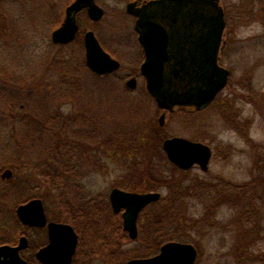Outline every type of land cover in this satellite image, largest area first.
I'll return each mask as SVG.
<instances>
[{
    "label": "rangeland",
    "instance_id": "1",
    "mask_svg": "<svg viewBox=\"0 0 264 264\" xmlns=\"http://www.w3.org/2000/svg\"><path fill=\"white\" fill-rule=\"evenodd\" d=\"M65 2L66 0H0V72L15 86L19 83L12 80L13 77L19 81V78L28 75L35 77L41 74L46 68V62H51L54 54L60 50L69 56H67L69 60L84 62L81 37L62 48L54 45L50 38L54 24L57 23L56 20L63 16ZM98 2L104 8V16L99 21L93 22L84 12H80L77 14L80 30L91 29L101 37L127 34L130 31L127 20L122 21V18L118 21L111 20L113 14H122L120 10L125 6V0H98ZM220 2L230 21L225 29L228 40L224 50L225 56L233 53L231 50L234 49V55L242 53L246 57L245 61L243 58L239 65L233 67V76L223 91L221 99L224 100L228 96L225 100H229L227 102L230 103L229 108L241 114L243 119L245 118L246 139L223 124L221 116L216 114L213 121L215 124L213 132L216 138L214 143L217 145L222 142L230 146L223 156V153L219 155L218 152L212 158L211 174L203 173L199 169L183 174L185 187L190 183H202L216 188V203L210 205L215 211L211 210L208 218V215L202 211L204 206L209 207L208 198L191 197L188 199L190 208L182 210L179 222L184 225V237L198 241L203 239V243L209 246V252H207L220 256L231 254L226 246L233 244L236 238H244L242 233L245 228L254 229V239L248 238L250 241H247L245 254L248 262L246 264H260L258 260L264 254V33H261L258 22L239 23V19L235 17L239 16L241 6L257 8L259 4L257 0H220ZM223 61L228 62L226 59ZM74 66L76 64L63 67L69 70L67 72L72 78L67 79L69 82L66 79L60 81L61 87H53L51 93L56 91L54 93L56 98H60V94L63 93L64 96L61 97L63 101L58 104L63 116L80 117V113L83 112L85 115L94 117L91 124H99L97 138L94 142H89L93 146L91 149L86 148V152L88 154L93 152L95 159L98 150L96 146H102L99 165L88 164L84 168L83 175L73 178L72 182L80 184V188L75 192L84 196L85 199H95L107 198L112 187L149 188L152 184L149 178L150 165L158 164L163 160L158 148L159 139L181 134L190 136L193 132L182 129L176 111L171 117H165L162 126L159 125L160 114L154 101L149 98H114V95L120 92L117 90L118 85L111 79L94 78L85 67L77 70ZM241 69L247 73L246 84L242 85L238 80ZM55 72L51 69L47 75L55 74ZM122 73L123 71H120L118 74ZM20 89L23 94L24 90ZM130 94L137 95L140 91L136 90ZM22 96L29 98L24 94ZM52 103L53 100L49 103L50 107L56 106V103ZM5 116L7 117L6 114ZM115 128L123 130L129 136L134 135L138 143L136 145L121 143L120 146L105 145L106 133L112 132ZM1 129L0 163L15 159L14 155L26 160L32 155L39 154L38 149L42 145L35 147L33 144L22 141L12 130L7 119ZM81 145L79 144L76 148H80ZM137 149L141 152H134ZM82 153L76 151L69 156V164L75 167V170H80L78 165L82 162L77 156ZM50 161L55 164L52 158ZM5 168L11 169L5 166L0 173ZM8 180L15 185H20L19 196L41 198L47 216L49 218L55 216L57 208L54 196L58 191L47 187L48 181L40 171H22L13 174ZM237 185H243L244 192L241 193ZM160 191L162 194L166 192L165 189ZM244 202L253 212L248 215L242 231H229L228 224L234 222L235 216L237 217L241 210L246 212L247 207L245 208ZM206 223L216 224V227L210 229ZM20 224V232L29 240L32 239L37 243L45 241L44 230L34 229L21 222ZM197 225L202 226L203 236L200 235ZM122 248L129 251L130 256L135 254L141 256L145 252L153 251L148 250L146 245L144 247L140 241L132 240L125 242ZM31 251L30 248L23 250L24 256H28Z\"/></svg>",
    "mask_w": 264,
    "mask_h": 264
},
{
    "label": "trees",
    "instance_id": "2",
    "mask_svg": "<svg viewBox=\"0 0 264 264\" xmlns=\"http://www.w3.org/2000/svg\"><path fill=\"white\" fill-rule=\"evenodd\" d=\"M70 1L66 0L63 5ZM56 21L55 26L59 24L60 19ZM80 37L81 33H78L76 39ZM58 47L62 48L64 46ZM67 56L66 53L60 50L54 54L51 62H46V68L41 74L35 77L28 75V78H19V81L13 77L12 80L19 83L16 86L11 80L8 81L3 77L0 72V131L7 119L12 130L22 141L33 144L35 147L42 145L38 149V155H29L31 157L26 160L14 155L15 159L0 163V170L5 166H9L13 170V174L22 171H40L41 175L48 181L47 187L49 189L55 188L58 191L54 196L57 208L56 214L50 219L70 223L79 235L77 251L71 264H85L83 256H85L87 248V252L100 255L103 259L102 264H125L129 258L140 255L130 256V252L122 248V245L129 241V238L122 230L121 217L111 212L107 198L85 199L84 196L75 192L80 188V184L72 181L73 178L78 176L75 173L70 175L71 170H75V167L69 164V156L72 155V152L86 151L85 148L80 147L77 149L76 147L79 144L94 142L97 138L99 124H91L94 117L85 115L83 112L80 113V117L74 115L63 116L60 111L61 107L58 105L63 101V98H61L64 96L63 93H59L60 98H56V95H54L56 91L53 94L51 93L53 87H61L60 81L72 78L71 74L67 72L69 70L63 67L68 64H76L74 68L78 70L84 65V62L75 59L69 60V56ZM51 69L56 71L55 74L50 73L47 75ZM20 88L24 90L23 94L29 98L22 96ZM149 99L153 101L152 98ZM52 100L53 103H56L54 107L49 105ZM173 114L175 112H167V118ZM67 129H69V132H67ZM162 140L159 139L158 148L163 160L158 164L150 165L149 178L152 184L144 190H156L163 186L166 192L161 195L159 200L149 204L141 213L138 222V241L144 247L146 245L148 250H153L152 252H145L141 256H147L157 249L162 237L160 224L164 221V218L166 217L168 222H179L181 212L186 208V204L181 202L184 195L181 194L182 188L178 185L177 167L169 162L165 156L162 150ZM137 141L134 135L130 134L129 136L123 130L115 128L112 132L106 133L104 144L120 146L121 143L131 145L135 143L134 145H136ZM136 151L141 152L138 149L134 152ZM53 152L55 153L53 154ZM51 158L55 164L50 161ZM77 158L82 159L80 155ZM80 166L78 165V168ZM70 176L73 177L70 178ZM19 186L11 180L4 181L0 179V245L3 243L14 244L19 235L22 234L19 230L21 224L16 216L15 209L18 204L26 202L33 196H19L21 192ZM127 189L138 190L135 187ZM189 190L192 191L193 189L189 188ZM41 244V242L37 243L32 239L29 240L31 250L36 249ZM87 255L90 256V254ZM25 258L28 264H42L35 258L34 252ZM88 264H90V261H88Z\"/></svg>",
    "mask_w": 264,
    "mask_h": 264
},
{
    "label": "water",
    "instance_id": "3",
    "mask_svg": "<svg viewBox=\"0 0 264 264\" xmlns=\"http://www.w3.org/2000/svg\"><path fill=\"white\" fill-rule=\"evenodd\" d=\"M172 11H167L166 5L163 17L177 24L179 15L187 16L188 26L199 24L200 38V66L196 70L157 68L165 63L163 48L156 49V44L148 41H166L167 34L163 27L149 22L150 14L136 12L129 3L128 13L138 16L136 30L139 41L145 49L146 59L141 72L146 80L148 93L159 109L163 112L158 118L159 125L164 123L166 110L187 105L202 109L207 106L215 95L226 85L228 71L218 64V52L222 34L225 28L223 7L220 0H173ZM187 10H184L186 9ZM86 9L87 16L92 21L100 20L104 9L95 0H72L65 8L61 24L52 30L51 41L54 44L66 45L72 42L78 31L77 13ZM181 12V13H180ZM85 49V63L87 67L97 73L111 72L119 67V62L113 59L100 45L93 30H87L83 36ZM162 45L160 44V47ZM163 52V53H162ZM163 57V58H161ZM127 85L133 87L130 79ZM162 149L168 160L183 169L198 164L202 170L208 168L211 150L208 145L191 141L179 136L163 139ZM13 171L5 168L0 173L2 180L12 177ZM159 191H127L114 187L109 192V201L114 212L122 211V225L131 239L137 237V217L148 204L160 198ZM18 220L27 226L46 228L48 242L35 253L36 259L42 264H70L77 244V234L71 224L61 221L48 220L44 203L39 197H33L16 207ZM28 247V238L21 234L16 244L3 243L0 245V264H28L22 257L21 251ZM181 256L180 264H192L195 249L191 244L168 242L161 246L160 251L149 257H133L125 264H166L172 253Z\"/></svg>",
    "mask_w": 264,
    "mask_h": 264
},
{
    "label": "flooded vegetation",
    "instance_id": "4",
    "mask_svg": "<svg viewBox=\"0 0 264 264\" xmlns=\"http://www.w3.org/2000/svg\"><path fill=\"white\" fill-rule=\"evenodd\" d=\"M95 1L99 5L98 0H95ZM172 1L173 0H125V6L120 10V12H122V14L121 15L119 13L113 14L111 16V20L112 21H118V20H121V18H122V21L127 20L128 24H129L130 31L125 35L123 33H120L118 35L112 34V35H108V36L105 35L103 37H101L99 34H96L94 32L95 36L98 39L102 48L107 53H109V55L113 59H115L119 62V67L117 69H115L111 72L103 73V74H97V73L91 71L85 63V49H84L83 36L87 30L81 31L80 25L77 21L78 31L75 35L74 40L76 39L77 34L81 33L83 54H84V56H83L84 57V63H83L84 65H82V67H85L86 69H88L89 73L94 78L111 79L115 84H117L118 85L117 90L120 93L114 95V98H153L148 93V90L146 87V80H145L144 75L141 72L142 65L146 59V55H145V49L139 41V33L135 27L138 16L136 14L128 13L126 11V6L129 3H131L133 5L132 8L134 11H136V12L140 11L142 13L145 12V14L146 13L150 14V16H148L149 22H151L153 25H156L158 27H163L166 31L168 38L166 39L165 42L162 40L161 41H157V40L148 41L151 44H156V49L162 50L163 43L165 45L164 51H163L164 52L163 57H164L165 63H162L161 66L157 65L156 66L157 68H162L165 70H171V69L196 70L200 66V60L204 59V57L200 56V38H199V30H198L199 24L193 23L191 27L188 26L189 25L188 18H187V16L183 17V15L178 16L179 20H178L176 25L171 23L172 21L167 19L166 17L164 18L163 14H162V12L164 10V5H166V7H167V4L170 3V5L173 7ZM193 1L194 0H192V2ZM257 1L259 2V4H257V8L250 9V8H247V6H244V7L241 6L239 9V12H240L239 16H235V17L237 19H239L238 20L239 23H241V22L247 23L249 21L258 22L260 25L261 33H264V0H257ZM69 3H67L63 8V16L60 19L59 24L57 26H55L52 30H54L55 28H57L61 24V22L64 18L65 8ZM220 4H221V2H220ZM171 6L167 7V11H170V13L172 11ZM184 10H187V8ZM80 12H84L87 15L86 9H83ZM223 12H224V19H225V28H224V31L222 34L220 48H219V52H218V64L220 66L226 68L228 71L226 85L215 95V97L211 100V102L202 109H196L194 106L182 105V106L174 107L172 110L164 111L165 112L164 121H165V117H167V112L176 111L177 117L179 119V122L181 123L182 129L183 130H191L193 132L192 135H190V136H188L186 134L175 135V136L183 137V138H186V139L191 140V141L204 143V144L208 145L210 150H211V155H210L209 162H208V168L206 170H202L198 164H193L188 169L180 168L179 166L174 164L177 167V171H178L177 172L178 173L177 174L178 175V181H179L178 185L182 188L181 194L184 195V199H181L182 204H186V208L188 209V208H190V205H191L190 202L188 201L189 198H191V197L198 198V199L208 198L209 207L204 206V208L202 209L203 213H206L207 215L208 214L210 215L211 210L215 211V209H212L211 206H212V203H216L215 202V196H216V192H217L216 188L211 186V185H205L202 183H197V184H193V183L191 184L190 183L185 187L184 186V180L185 179L183 178V174L188 173L193 169H199L203 173L211 174L210 162H211L212 158L215 157L218 152H219V155H220V153H223L222 154V156H223L225 150H227L228 147L230 146V145H226L222 142H219L220 145L219 144L216 145V143H214V140L216 138H215V134L213 132V128L215 125L213 121L215 119L216 114H219L221 116L222 120L224 121L223 124L227 125L228 127L233 129L234 131H237L240 134V136L244 137L245 139H246V129H247V123L245 121V118L243 119L241 114H239V113L237 114L236 112H234L233 110H231L229 108L230 103H227V102H229V100H225L226 98H228V96H226L224 100L221 99L222 98L221 95H222L223 91L229 85L230 79L233 76V67H235V65L236 66L239 65L240 64L239 62L242 61L243 58L245 61V58H246L242 55V53L239 54L240 56L236 55V54L234 55V52H235L234 49L231 50V51H233V53H230L227 56H225L226 54L224 53V50L226 49L225 46L228 44L225 29L227 28L228 23L230 21L226 17L224 7H223ZM79 13H77V14H79ZM104 13H105V11H104ZM76 19H77V16H76ZM93 22H96V21H93ZM88 30H91V29H88ZM68 44H70V43H68ZM68 44H66V45H68ZM160 44L162 45L161 47H160ZM54 45L66 46V45H62V44H54ZM163 57H161V58H163ZM225 59L228 61L227 63H225L223 61ZM232 64L234 66H232ZM243 65H244V62H243ZM120 71H123V73L118 74ZM246 78H247V73L245 72L244 69H241V73L238 77L239 84H241V85L246 84L245 83ZM130 79L133 80V87H130L127 85V82ZM136 90H139L140 94H137V95L130 94ZM221 101H224V102H221ZM158 110H159V114H161L163 112L162 109L158 108ZM126 145H129V144H126ZM92 146L93 145H91L89 143H85V144L81 145V147H84L85 149L86 148L91 149ZM96 149H98V150L96 151V158L95 159L93 158V156H94L93 152L88 154V152L85 151L82 154H80V156L82 158L81 159L82 163L80 164L81 166L79 168L80 170H71L70 175H72V173H75L77 176L80 177L85 172L84 168L88 164L92 165L93 163H96V165L98 166L99 162L101 160V158H100L101 152L100 151H102V146L97 145ZM164 154H165V152H164ZM165 156H166V154H165ZM72 177L70 176V178H72ZM242 186L237 185V187L240 188L239 190L241 191V193L244 192L242 189ZM112 188H114V187H112ZM118 188L123 189V190H127V191H133V190H128L127 188H124V187H118ZM189 188L193 189L192 192L189 190ZM161 189H164V187L161 186L156 190H149V191H159L161 193V191H160ZM135 191L146 192L147 190L138 189ZM161 195H162V193H161ZM161 195H160V197H161ZM230 196H232V195H230ZM107 200L109 201V193L107 195ZM244 204H245V208H246L247 207L246 202H244ZM109 205H110V201H109ZM147 206H145L140 211V213L137 217V237L135 239H131L128 236V233L126 231H124L123 225H122V230L127 234L129 241H131V240L132 241H138V237H139L138 222L141 218L142 211ZM110 210L114 215L120 216L122 219L123 209L119 212H114L111 208V205H110ZM164 210H166V209H164ZM252 212L253 211L249 210L248 207H247L246 212H243L241 210L240 213L237 215V217L235 216L234 222L233 223L230 222V224H228L229 225L227 227L228 230L229 231H237V232L242 231L245 227V222H246L248 215H250ZM209 215H208V218H209ZM47 219L53 220V219H50L48 216H47ZM210 219H212V218L210 217ZM54 221H58V220H54ZM209 223H211V222H209ZM209 223H206L207 227L209 226L208 228L214 229L216 227V224H209ZM197 226L199 227L198 231H199L200 235L203 236L202 226L201 225H197ZM183 227H184V225L182 223H180V222H168V219L165 217L164 221L160 224V230H161V236L162 237H161V240L159 242L157 249L153 253H151L147 256H136V257L153 256L160 251L161 246L164 245L165 243L177 242V243L191 244L194 247L195 256H194V259L192 261V264H231V263H233V264H238V263L239 264H246L248 262V257L246 256L245 251H247V249H246L247 241H250V239H254V237H255L254 229H246L245 228L244 232L242 233L243 234L242 237H244V238H240V239L236 238V240L234 242H232L233 244L230 243L226 246V247H228V250L231 251V254H226V255L220 256V255L208 253L209 252L208 251L209 246H207L203 243V239H199V241H198L196 239L193 240L189 237H184ZM32 228L36 229V227H32ZM39 229L44 230L45 241H42L41 242L42 244L40 246H38L36 249L31 251V253L34 252V255H35L36 251L41 246L45 245L48 242L46 228L44 227V228H39ZM73 229H74L75 233L77 234V244H76L75 252L72 256V259L75 255L76 251H77V245H78V240H79V235H78L77 231L75 230L74 227H73ZM248 238H250V239H248ZM27 248H29V239H28V247ZM87 250H88V248H87ZM87 250L85 251V256H83V258H85V264H88V261H90V264H98V263L102 264L103 263V259L100 257V255H98L96 253L87 252ZM232 252H234V253H232ZM87 254H90V256H88ZM21 255L24 258L26 257L23 254V250L21 251ZM72 259H71L70 264L72 263ZM180 259H181V256L178 255L177 252H176V254L172 253L170 256L171 261H169L166 264H180ZM250 259H252V258H250ZM259 261H260V264H264V254L261 256V258L258 260V262Z\"/></svg>",
    "mask_w": 264,
    "mask_h": 264
}]
</instances>
